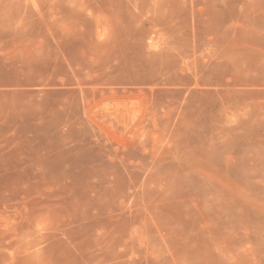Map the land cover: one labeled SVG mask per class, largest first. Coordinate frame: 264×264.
Returning <instances> with one entry per match:
<instances>
[{"label":"rangeland","instance_id":"obj_1","mask_svg":"<svg viewBox=\"0 0 264 264\" xmlns=\"http://www.w3.org/2000/svg\"><path fill=\"white\" fill-rule=\"evenodd\" d=\"M0 264H264V0H0Z\"/></svg>","mask_w":264,"mask_h":264},{"label":"bare ground","instance_id":"obj_2","mask_svg":"<svg viewBox=\"0 0 264 264\" xmlns=\"http://www.w3.org/2000/svg\"><path fill=\"white\" fill-rule=\"evenodd\" d=\"M113 115V114H112ZM122 122V121H121Z\"/></svg>","mask_w":264,"mask_h":264}]
</instances>
